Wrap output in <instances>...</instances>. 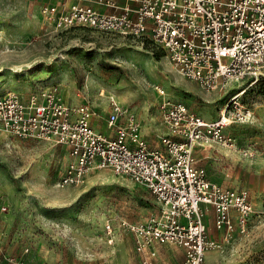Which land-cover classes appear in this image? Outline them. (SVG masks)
Segmentation results:
<instances>
[{"label":"rangeland","instance_id":"374dc122","mask_svg":"<svg viewBox=\"0 0 264 264\" xmlns=\"http://www.w3.org/2000/svg\"><path fill=\"white\" fill-rule=\"evenodd\" d=\"M156 87L165 95L159 96ZM49 88L73 104L95 107L99 116L93 126L107 135L113 128L105 127L104 116L108 97H113L140 119L150 147H160L161 99L180 101L214 119V107L240 92L236 99L250 115L226 131L236 150L218 148L211 156L208 150L196 159L210 182L246 191L260 215L251 216L243 232L234 223L226 234L214 229L208 213L207 239L218 246L205 254L204 263L264 264V72L257 79L230 83L225 93L208 92L147 42L83 28L58 30L44 22L37 3L0 0V95L13 91L26 97ZM242 149L254 155L243 156ZM66 163L62 147L0 133V264H140L133 236L119 223L141 222L155 214L153 195L107 168L91 171L81 185L59 187ZM106 222L114 227L111 244L103 234ZM157 250L155 264H179L173 245Z\"/></svg>","mask_w":264,"mask_h":264},{"label":"built area","instance_id":"2783aa9c","mask_svg":"<svg viewBox=\"0 0 264 264\" xmlns=\"http://www.w3.org/2000/svg\"><path fill=\"white\" fill-rule=\"evenodd\" d=\"M21 1L37 3L44 22L58 30L83 28L147 42L208 92L225 93L230 83L264 72V0ZM238 94L214 107V119L180 101L161 99L157 111L166 132L157 136L160 147H150L133 110L112 100L104 124L113 133L107 135L94 128L99 114L87 102L73 104L54 88L26 97L7 91L0 95V133L64 148L67 163L59 187L81 185L92 170L105 168L143 185L155 199L156 213L141 222L119 223L133 236L140 264H155L156 246L163 244L182 250L181 264H205L212 245L206 235L208 209L214 229L226 234L234 223L243 232L251 216L260 215L246 191L210 182L195 155L196 149L214 145L236 150L226 131L250 115ZM240 153L254 155L248 149ZM102 228L111 244L113 225L106 222Z\"/></svg>","mask_w":264,"mask_h":264},{"label":"crops","instance_id":"0c3cea01","mask_svg":"<svg viewBox=\"0 0 264 264\" xmlns=\"http://www.w3.org/2000/svg\"><path fill=\"white\" fill-rule=\"evenodd\" d=\"M48 1H49V2H53L54 0H48ZM100 116H101V115H100ZM165 132H166V131H165V127H164L163 124H162V131H161L162 136L165 134ZM161 133H159V134H161ZM142 134L145 136L146 139H148V138H147V135H146L145 132L142 131ZM159 134H157L156 136H158ZM218 148H222V149L228 150V152L234 151L233 149L224 148V147H220V146L214 145V146H211V147L198 148V149H196V150H195V155H196V157H197V154H200V155H202V156L204 157V156L206 155L207 151L210 150L211 152L209 153L208 156H211V153L214 152L213 150H214V149H217V150H218ZM208 152H209V151H208ZM216 153H217V154H220V157H221V156H223V157L227 156V155H225V153H223V152H219V151H217ZM214 155H216V154H214ZM227 157H228V156H227ZM208 213H211V214H212L211 209H208L206 215H207ZM205 223H206V219H205ZM163 245H166V244H163ZM159 246H161V245H157V246H156V250H157V248H158ZM174 247H175V246H174ZM175 249H176L177 253L180 255V262H179V264H181V263H182V258H183L182 250H181L180 248H178V247H175ZM162 251H163L162 255H167V254L164 253V250H163V249H162ZM159 256H160V253H159V251L157 250V254H156V258H155V262H156L157 260H159ZM139 259H141V256H140V255H139ZM139 261H140V260H139Z\"/></svg>","mask_w":264,"mask_h":264},{"label":"bare ground","instance_id":"6f19581e","mask_svg":"<svg viewBox=\"0 0 264 264\" xmlns=\"http://www.w3.org/2000/svg\"><path fill=\"white\" fill-rule=\"evenodd\" d=\"M103 93V91L101 92V94ZM110 100H112V101H114V99H113V97H108ZM116 102V101H115ZM117 103V102H116ZM225 119L227 120V118L225 117ZM229 122V121H228ZM93 171V170H92ZM226 240V239H225ZM211 243H212V245L210 246V248L206 251V253L209 251V250H211V249H214V248H216L217 246H216V244L214 245L213 244V242L211 241ZM205 253V254H206Z\"/></svg>","mask_w":264,"mask_h":264}]
</instances>
